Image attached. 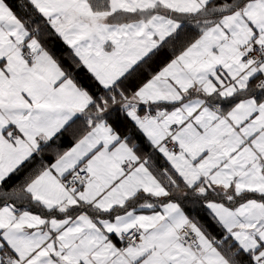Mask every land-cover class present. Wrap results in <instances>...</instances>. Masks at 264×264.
<instances>
[{
	"label": "snow or ice",
	"instance_id": "snow-or-ice-1",
	"mask_svg": "<svg viewBox=\"0 0 264 264\" xmlns=\"http://www.w3.org/2000/svg\"><path fill=\"white\" fill-rule=\"evenodd\" d=\"M0 264H264V0H0Z\"/></svg>",
	"mask_w": 264,
	"mask_h": 264
}]
</instances>
